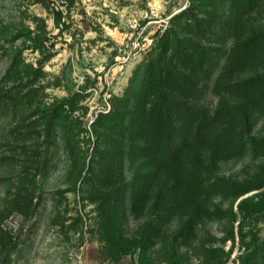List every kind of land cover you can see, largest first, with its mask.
Instances as JSON below:
<instances>
[{
    "label": "trees",
    "instance_id": "trees-1",
    "mask_svg": "<svg viewBox=\"0 0 264 264\" xmlns=\"http://www.w3.org/2000/svg\"><path fill=\"white\" fill-rule=\"evenodd\" d=\"M36 2L52 11L51 0ZM260 20L264 0H190L157 32L124 94L110 98L111 107L99 112L91 131L74 116L80 93L36 105L35 86L43 73L15 55L7 76L29 79L0 87V105L19 109L35 101V106L13 128L27 148L21 152L22 178L1 223L15 213L25 219L37 214L43 203L38 177L50 170L61 126L70 167L68 187L57 194L76 192L83 206H94L101 261L187 264L214 196L236 192L240 198L264 188V168L243 182L213 178L226 160L264 155V137L251 136L264 111V29L253 25ZM22 36L31 38L19 32L16 39ZM256 194L239 202L240 224L264 221V191ZM57 224L64 227L66 220ZM243 225L247 253L239 264H264V239L251 231L243 235ZM21 238L0 224V264L12 263ZM235 238L233 230L228 240ZM218 251L209 252L208 264H226L230 255Z\"/></svg>",
    "mask_w": 264,
    "mask_h": 264
},
{
    "label": "rangeland",
    "instance_id": "rangeland-1",
    "mask_svg": "<svg viewBox=\"0 0 264 264\" xmlns=\"http://www.w3.org/2000/svg\"><path fill=\"white\" fill-rule=\"evenodd\" d=\"M189 1L51 0L50 12L36 0H0V87L10 89L27 83V75L16 79L7 76L15 55L20 53L26 65L43 73L35 86L36 105L48 106L80 93L82 98L74 116L79 119V127L91 131L92 122L105 110L107 101L113 95L124 94L157 32ZM253 25L264 29L263 20ZM19 32H28L31 38L16 39ZM33 106L35 101L19 109L0 105V224L22 237L11 264H107L101 261V244L94 232V206H83L76 192H67L66 198L57 194L68 187L70 167L61 126L52 146L50 170L38 177L43 203L37 214L25 219L15 213L5 216L1 223L22 178L25 160L21 152L27 148L17 142L13 128ZM89 136L94 142V137ZM251 136L264 137V111L258 115ZM84 137L87 138L83 134ZM263 168L264 155L249 152L222 162L213 178L243 182L260 174ZM128 173L132 175L131 168ZM263 191L264 188L240 198L236 192L214 196L210 212L197 230L187 264H208L209 252L215 249L230 255L226 264H239L238 259L247 250L240 239L243 219L238 204ZM79 214L83 221H75ZM61 219L66 220L64 227L57 224ZM135 225L131 218L130 229ZM177 227V223L172 225L173 230ZM243 229V235L251 231L264 239V221L245 223ZM233 230L236 238L228 240ZM245 241L249 242L250 236ZM124 264L133 263L128 259Z\"/></svg>",
    "mask_w": 264,
    "mask_h": 264
},
{
    "label": "built area",
    "instance_id": "built-area-1",
    "mask_svg": "<svg viewBox=\"0 0 264 264\" xmlns=\"http://www.w3.org/2000/svg\"><path fill=\"white\" fill-rule=\"evenodd\" d=\"M111 106H110V103L107 101V107L105 108L106 109H109Z\"/></svg>",
    "mask_w": 264,
    "mask_h": 264
}]
</instances>
